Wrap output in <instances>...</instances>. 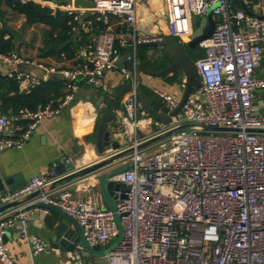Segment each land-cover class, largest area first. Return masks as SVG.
Instances as JSON below:
<instances>
[{"label": "built area", "instance_id": "2783aa9c", "mask_svg": "<svg viewBox=\"0 0 264 264\" xmlns=\"http://www.w3.org/2000/svg\"><path fill=\"white\" fill-rule=\"evenodd\" d=\"M163 1L168 35L183 43L194 28L193 17H202L216 5L215 28L200 42L204 55L195 60L201 84L191 90L168 124L154 121V135L184 122L192 127L172 133L153 153H145L144 147L136 149L144 141L140 130L149 113L138 97L136 68H122L130 84L120 101L123 113L117 122L123 144L119 149L105 148L99 159L134 148L119 159L128 168L114 176L127 186L126 196L116 202L115 209L99 208L90 200L74 199L64 187L41 192L37 203L57 206L73 216L90 246L112 243L119 234L116 215L120 217L121 240L96 264H264V132L253 131L264 130V75L256 73L264 50V18L232 7V0ZM262 1L258 0V6ZM138 2L92 0L90 8L78 6L76 0L52 2L80 21L84 29L91 23L85 15L96 16L108 26L85 50L83 64L56 68L30 62L16 51L0 53V61L9 66L6 74L10 78L31 80L32 74L18 67L32 63L46 75L64 81L59 100L20 111L23 124L11 125L0 112V149L22 147L43 119L59 114L75 99L80 80L99 83L120 55L115 45L118 36L109 26V18H117L118 24H127L125 29L135 32ZM149 39L155 38L140 36L137 41ZM137 41L133 42L134 57ZM118 45L125 47L127 40L120 37ZM155 91L170 109L177 105L172 94ZM205 126L234 130H208ZM59 177L54 171L34 175L20 188L1 194L0 205L48 187ZM48 210L36 204L31 210L0 217V262L14 261L3 239L7 228L29 238L34 253L49 247L27 230L31 213L41 216ZM74 249L75 262L87 264L80 254L83 247L77 243Z\"/></svg>", "mask_w": 264, "mask_h": 264}, {"label": "crops", "instance_id": "0c3cea01", "mask_svg": "<svg viewBox=\"0 0 264 264\" xmlns=\"http://www.w3.org/2000/svg\"><path fill=\"white\" fill-rule=\"evenodd\" d=\"M53 1L62 3L66 0H40L36 3L50 7L53 12L57 10L66 12L59 7L53 6ZM245 3L253 11L264 13V0L260 6H258V0H247ZM76 4L83 8H90L92 0H76ZM89 16L90 15H85L86 18ZM4 20L9 27L10 32L20 29V36H17L18 38L14 40L16 47L15 50L19 55L30 62L44 63L56 68H69L85 63V50L90 44L93 45L96 42L99 35V33L89 35L87 42L90 44L80 46L77 52H75L74 57L72 59H67L64 53L59 55H45L46 51L41 49L45 47L43 42V27L41 25H25L24 17H17L14 11L7 7ZM117 20L118 19L113 16H110L109 18V26L113 28L116 35L119 36L120 34L128 33L131 36V40L127 41V45L122 47L125 49V52L120 53L119 56L127 52L133 54L134 39L137 41V38L140 36L158 39L164 35H168L166 8L163 0H139L136 10L135 32L133 30L127 31L125 29L127 24H118ZM104 24L107 26L105 22ZM89 25L90 24H88L87 29H84L81 27L80 21H77L72 30V38L75 41H79L81 35L90 30ZM36 27H39L40 32L42 33V38L39 41V46L33 50L32 46L27 43L30 39L26 32L27 30L31 31ZM11 28L13 30H11ZM22 33L23 37L21 36ZM139 51L140 46L137 41V43H135L136 58L137 52ZM161 51L162 48L148 47L146 56L152 64L150 67L146 66L147 68L152 70L159 69L155 68V64L158 61L157 53ZM187 52L189 51L187 50ZM197 58L195 57L194 60ZM137 61L140 62V59L137 58ZM18 68L30 72L33 77L31 80L19 81L20 91L22 92L28 91L30 86L40 81L49 80L52 77L63 81L61 77L46 75L42 69L32 63L22 64ZM8 69L9 66L0 61V70L2 71V74H6ZM136 73L138 79V91H142L154 107L158 108L166 104V102L157 95L155 90L170 93L177 101H179L182 96L184 82L178 80L177 74H170L168 77H155L146 75L137 68ZM256 73L259 76L264 75V50L260 67ZM125 83L128 82L123 76L122 68L119 70L114 67L107 70L96 85H91L84 80H80V88L75 99L59 114L43 119L22 147L0 149V174L1 170L8 175L21 173L23 178L27 181L34 175H48L54 171L58 164L67 162L66 160L74 164V169L85 167L86 165L97 161L100 157L96 148L98 119L106 107L111 103L114 95L123 85H125ZM140 86L145 88L147 93L141 90ZM122 113L123 108L120 103L117 106L115 114L108 127L112 137L114 139L119 138L121 141H123L122 135L117 128V122ZM5 116L11 125H16L17 123L23 124L20 111L16 114L9 113ZM155 120L156 119L151 114L146 115L144 124L140 130L144 140L155 134ZM164 140L165 139L155 141L145 146L143 151L145 153H153L157 151L160 143ZM121 166L123 165H121L120 160H116L112 164L104 167L100 172H94L82 177L73 178L65 184L47 189V191H57L58 189L65 187L71 191L74 199L90 200L95 206L102 208L97 196L96 179L102 171L105 172ZM36 204H38L37 198L29 200L21 206L3 213L0 217L4 218L21 210H31ZM59 218L58 213L52 209H49L46 214L41 216H35V214L32 213L29 215L28 234L35 235L49 244V247L46 250L37 253L33 252L32 243L29 238L21 236L15 229L7 228L4 233V241L7 243L9 250L13 255V264H63L65 262L66 264H77L75 262V249L72 251H66L58 244L55 234V225ZM105 247L106 246H102L100 249H104ZM82 252H80V254ZM85 255L87 254L84 252L83 256ZM91 256L90 261L92 264L104 260L103 257ZM0 264L4 263L0 262Z\"/></svg>", "mask_w": 264, "mask_h": 264}, {"label": "water", "instance_id": "95a60500", "mask_svg": "<svg viewBox=\"0 0 264 264\" xmlns=\"http://www.w3.org/2000/svg\"><path fill=\"white\" fill-rule=\"evenodd\" d=\"M231 5L235 8H240L247 14L264 18V13H258L250 9L245 1L243 0H232ZM216 5L210 7L205 15L200 17L199 23L195 28H193L191 34L189 35L188 40L183 43L178 41L175 37L171 35H164L158 39H149L146 41H141L138 43L140 47H154L162 48L164 55L166 56V64L158 69L152 70L147 68L142 62H138L137 58L132 55V53L127 52L122 54L115 61L114 68L121 69L125 68L127 70H132L134 67L146 75L155 76V77H165L170 74H177L178 80L184 82V90L182 96L180 97L177 105L170 109L167 104L162 105L161 107H154L147 96L142 92L138 91L139 100L142 102L145 111L151 114L155 119L168 124L171 121V116L175 115L179 110L182 109L184 102L187 99V96L191 90L195 87L200 86L201 79L197 67L195 65V60L191 53L187 52L188 47H194L200 44L202 40L207 39L213 32L216 20L213 15V9ZM58 49V46L55 45ZM158 59V58H157ZM130 89V84L125 83L118 92L114 95L111 103L106 107L98 119L97 130H96V148L100 155L103 154L104 148L119 149L123 141L119 138H113L110 130L108 129L109 123L112 120L117 106L120 104V101L128 90ZM193 124L185 123L179 126L173 127L163 133L154 135L148 139L142 141L136 149H141L155 141H159L167 138L172 133L185 128L192 127ZM208 130H218V131H230L234 129H229L226 127H208L205 126ZM253 131H263L264 130H253ZM123 140V138H122ZM134 148L120 149L111 156L98 159L92 164L86 165L79 169H74V164L72 162H65L58 164L54 173L60 177L56 179L50 186L36 190L30 194L23 196L20 199L14 200L12 202L0 205V215L16 208L25 202L35 199L41 192L47 191V189L54 188L58 185L65 184L66 182L72 180L73 178L82 177L94 172H100L104 167L112 164L114 161L119 160L120 158L128 155L133 151ZM128 168V165H123L121 167L112 168L108 171L101 172L97 177V196L98 200L101 203L102 208L115 209L116 202L124 198L125 192L127 191V186L124 183L116 181L114 176L118 173L123 172ZM26 183V180L23 178L21 173L15 175H8L3 170L0 174V195L4 194L7 190L14 191ZM39 205L45 206L48 209L56 211L59 215V220L55 225V234L58 240V244L65 249L66 251H72L77 243H79L85 251L89 254L96 257H103L110 250H112L115 245L122 238V225L120 222V217L116 215V220L119 226V234L117 237L104 249H100L99 245L90 246L85 240L82 232V227L78 221L61 208L53 205H44L38 203ZM4 239V235H3Z\"/></svg>", "mask_w": 264, "mask_h": 264}, {"label": "trees", "instance_id": "16d2710c", "mask_svg": "<svg viewBox=\"0 0 264 264\" xmlns=\"http://www.w3.org/2000/svg\"><path fill=\"white\" fill-rule=\"evenodd\" d=\"M6 7L14 11L17 17L23 16L25 25H41L43 27L45 47L41 49L46 51L45 55L64 53L67 59H72L80 46L90 44L87 42L89 35L101 33L106 27L104 22L96 19V16L90 15L86 18V20H91L90 30L83 33L79 41H75L72 38V30L77 21L73 20L71 15L66 12L60 10L53 12L50 7L36 2L22 4L17 0H0V53L6 54L16 51L14 40L20 36V29L10 32L4 20ZM11 30L13 29L11 28ZM120 37L130 41L131 36L128 33L120 34L115 40L119 53H123L125 49L118 45ZM53 45H58L59 48L57 49ZM147 50L148 47H140L137 58L145 66L150 67L152 63L146 56ZM188 51L192 53L194 58L204 55V49L199 45L188 47ZM157 60L155 68L160 69L166 64V56ZM63 87V81L52 77L49 80L40 81L30 86L28 91L22 92L20 91L19 80L10 78L7 74H2L0 70V112L5 116L9 113L16 114L23 109L35 110L39 105H45L49 101L56 102L63 95ZM140 89L147 93L145 88L140 86Z\"/></svg>", "mask_w": 264, "mask_h": 264}, {"label": "rangeland", "instance_id": "374dc122", "mask_svg": "<svg viewBox=\"0 0 264 264\" xmlns=\"http://www.w3.org/2000/svg\"><path fill=\"white\" fill-rule=\"evenodd\" d=\"M232 7H234V6H232ZM235 8V7H234ZM215 18L217 19L218 17L217 16H215ZM199 19L200 18H198V17H193V26H194V28L197 26V24L199 23ZM26 34L29 36V39L30 40H28V44H30L31 46H32V49L34 50V48H36V47H38L39 46V41L41 40V38H42V33L40 32V29H39V27H36V28H34V29H32L31 31L30 30H27V32H26ZM21 36L23 37V33L21 34ZM157 55H158V59L159 58H161V59H163V56H165L164 55V53H163V51H161V52H159V53H157ZM157 61V60H156ZM184 123H186V122H184ZM105 148H107V147H105ZM104 148V149H105ZM84 252H85V254H87V255H85V256H83L84 255ZM81 256H82V259L87 263V264H92L91 263V261H90V259H91V254H89L87 251H83L82 253H81Z\"/></svg>", "mask_w": 264, "mask_h": 264}]
</instances>
